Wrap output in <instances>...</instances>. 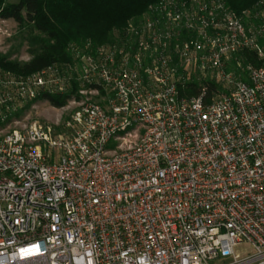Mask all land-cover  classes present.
<instances>
[{
	"label": "built area",
	"instance_id": "2783aa9c",
	"mask_svg": "<svg viewBox=\"0 0 264 264\" xmlns=\"http://www.w3.org/2000/svg\"><path fill=\"white\" fill-rule=\"evenodd\" d=\"M155 12L72 63L0 73V264H264V0ZM207 81L209 102L180 94ZM69 92L67 133L15 118Z\"/></svg>",
	"mask_w": 264,
	"mask_h": 264
},
{
	"label": "trees",
	"instance_id": "16d2710c",
	"mask_svg": "<svg viewBox=\"0 0 264 264\" xmlns=\"http://www.w3.org/2000/svg\"><path fill=\"white\" fill-rule=\"evenodd\" d=\"M161 0H18L6 4L0 0V17L13 20L21 27L31 26L37 36L29 40L28 62L18 64L0 54V68L13 74L27 75L52 65L72 63V47L90 41L93 46L112 44L124 33L129 24H140L147 16H156V6ZM188 1V0H177ZM257 0H225L227 6L239 14ZM264 48V36L259 40ZM243 64H261L255 53L243 51L239 55ZM228 70L239 72L232 62ZM204 89V102L223 91L213 82L187 83L180 88L182 96H197ZM73 92L59 96L42 95L53 107H61ZM30 103L28 104V106ZM19 110L15 117L20 115ZM2 124L0 123V126Z\"/></svg>",
	"mask_w": 264,
	"mask_h": 264
},
{
	"label": "rangeland",
	"instance_id": "374dc122",
	"mask_svg": "<svg viewBox=\"0 0 264 264\" xmlns=\"http://www.w3.org/2000/svg\"><path fill=\"white\" fill-rule=\"evenodd\" d=\"M18 0H5L6 4L15 3ZM260 0L254 2V4L246 8H254ZM245 9V10H246ZM37 36V32L34 31L31 26L21 27L16 24L13 20H5L0 17V54L4 55L8 61L23 64L28 62L31 58L29 50V40L31 36ZM0 73H6V71L0 68ZM9 73L13 74L9 71ZM16 76H21L20 74H14ZM24 76V75H23ZM77 86H74V94H76ZM89 99H94L97 101V97L94 95L89 96ZM76 105L70 104L68 101L61 107H53L46 100H35L28 106L25 105L22 109L20 115L17 119H20L26 123H31L33 121L44 122L50 124L56 133H67L66 123L71 119V115L75 111ZM0 128L3 129V133L7 132L9 129L13 128L4 127L1 125ZM245 246L237 247L236 250L242 251Z\"/></svg>",
	"mask_w": 264,
	"mask_h": 264
}]
</instances>
